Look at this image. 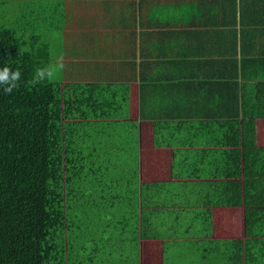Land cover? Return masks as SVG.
<instances>
[{"label": "crops", "instance_id": "0c3cea01", "mask_svg": "<svg viewBox=\"0 0 264 264\" xmlns=\"http://www.w3.org/2000/svg\"><path fill=\"white\" fill-rule=\"evenodd\" d=\"M54 11L74 21L57 84L90 116L67 124L68 264H242L264 239V0Z\"/></svg>", "mask_w": 264, "mask_h": 264}, {"label": "trees", "instance_id": "16d2710c", "mask_svg": "<svg viewBox=\"0 0 264 264\" xmlns=\"http://www.w3.org/2000/svg\"><path fill=\"white\" fill-rule=\"evenodd\" d=\"M40 58L0 28V68L22 72L17 90L0 91V264H68L72 250L67 124L90 116L74 109L68 87L33 82ZM242 264H264V239L243 240Z\"/></svg>", "mask_w": 264, "mask_h": 264}, {"label": "rangeland", "instance_id": "374dc122", "mask_svg": "<svg viewBox=\"0 0 264 264\" xmlns=\"http://www.w3.org/2000/svg\"><path fill=\"white\" fill-rule=\"evenodd\" d=\"M60 0H0V28L15 31L21 51H28L35 55L42 53V67L50 64L60 63L58 56L64 57V68L58 76L48 83L57 84L61 80L68 79L73 69L72 47L69 37H64L66 29L74 27V21H63L60 13L56 14V7ZM63 1V0H62ZM73 15H68L72 18ZM65 20V19H64ZM65 33L60 35V31ZM64 43V44H62ZM70 45V47L65 48ZM66 45V46H65ZM44 51H47V63L43 58ZM61 47V48H60ZM63 50L59 52V50Z\"/></svg>", "mask_w": 264, "mask_h": 264}, {"label": "clouds", "instance_id": "9594fccd", "mask_svg": "<svg viewBox=\"0 0 264 264\" xmlns=\"http://www.w3.org/2000/svg\"><path fill=\"white\" fill-rule=\"evenodd\" d=\"M25 51H28L27 46H25ZM63 68L64 65L62 63H53L44 67H38L35 70L33 82L39 84L44 81H52ZM21 78L22 72L19 68L13 69L8 66L0 68V91H3L4 94H12L14 90L18 89Z\"/></svg>", "mask_w": 264, "mask_h": 264}]
</instances>
